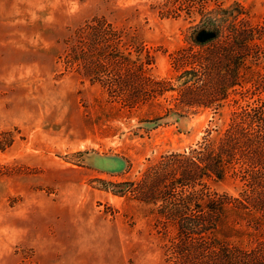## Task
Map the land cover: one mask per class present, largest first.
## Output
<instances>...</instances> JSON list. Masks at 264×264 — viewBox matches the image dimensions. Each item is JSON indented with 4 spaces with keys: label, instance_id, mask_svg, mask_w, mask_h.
Segmentation results:
<instances>
[{
    "label": "rangeland",
    "instance_id": "1",
    "mask_svg": "<svg viewBox=\"0 0 264 264\" xmlns=\"http://www.w3.org/2000/svg\"><path fill=\"white\" fill-rule=\"evenodd\" d=\"M233 6L264 24V0H0V264H192L208 187L177 156L264 113L259 84L213 98L218 114L172 89L207 50L192 29ZM237 166L212 190L256 199L260 168L243 189ZM251 232L242 256L264 251Z\"/></svg>",
    "mask_w": 264,
    "mask_h": 264
},
{
    "label": "trees",
    "instance_id": "2",
    "mask_svg": "<svg viewBox=\"0 0 264 264\" xmlns=\"http://www.w3.org/2000/svg\"><path fill=\"white\" fill-rule=\"evenodd\" d=\"M219 12L216 20L211 19V22L192 29L193 41L200 47H207V50L200 51L198 57L188 58L190 69L175 80L172 88L175 90L176 85L182 86L185 100L186 97L197 99L199 92L202 93L200 97L206 101L202 108L215 114L221 112L223 104H214L213 98L221 96V100H224L235 88L249 83L259 84V90L264 89V63L260 57L264 53V24L256 27L245 25L243 22L247 17L240 6ZM223 36L225 43L220 41ZM249 61L252 62L250 65ZM189 109H192L189 104L181 103L174 110L188 113ZM243 116L247 117L241 119L242 125L239 126V120H235L238 122L233 121L224 133L209 130L204 145L177 156L175 164L185 167V182H204L208 187V193L202 200L205 202V215L195 222L201 228L200 234L204 235V240L200 246L195 244V240L191 243L188 239L179 240L180 243L185 240L184 243L191 247L179 250L183 255L182 260H188L187 253L193 255L194 259L189 263L264 264V251L261 249L253 250L260 252L254 256H242L256 246L252 225L259 226L264 234V137H256L259 133L264 135V113L248 112ZM213 132L218 135L212 139ZM239 161L243 164V189L254 182L252 167L260 168V175L254 178L263 188L262 191L258 188V200L252 199L246 190L241 195V202L236 198L237 194L226 192L220 195L212 190L217 183L233 181L235 184L238 181ZM251 208L256 210L252 213ZM187 222L184 228L194 226L189 220Z\"/></svg>",
    "mask_w": 264,
    "mask_h": 264
}]
</instances>
